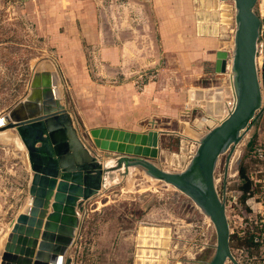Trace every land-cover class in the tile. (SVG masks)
Here are the masks:
<instances>
[{
  "label": "rangeland",
  "instance_id": "obj_1",
  "mask_svg": "<svg viewBox=\"0 0 264 264\" xmlns=\"http://www.w3.org/2000/svg\"><path fill=\"white\" fill-rule=\"evenodd\" d=\"M85 1L0 0V115L28 94L35 73L59 71L54 37L63 27H74L73 16L83 11ZM98 1L92 0L95 5ZM263 6V0H257L254 6L261 25H264L260 14ZM204 69L205 75L188 81L189 100L181 103L176 118L140 129V132H160L159 155L153 162L163 170L183 171L199 138L226 116V102L232 95L230 72H216L214 62L208 61L204 62ZM259 72L264 75V68ZM169 80L171 95L177 90L183 92L185 81ZM60 81L61 101L68 109L62 76ZM249 142L251 147L247 146ZM258 148L264 150V112L236 147L225 180L230 234L244 237L254 232L260 237L256 249L231 248L239 264H261L260 253L264 247V161L256 155ZM25 154L12 141L0 138V250L11 223L27 205L31 171ZM225 159L226 154L219 156L214 172L219 195L223 190ZM242 166L254 193L244 202L239 189L243 182L238 174ZM129 172L127 176L114 172L116 182L109 183L84 204L78 231L81 237L78 238V233L69 249L74 264L208 262L216 243L212 223L173 187L150 181L141 169Z\"/></svg>",
  "mask_w": 264,
  "mask_h": 264
},
{
  "label": "water",
  "instance_id": "obj_2",
  "mask_svg": "<svg viewBox=\"0 0 264 264\" xmlns=\"http://www.w3.org/2000/svg\"><path fill=\"white\" fill-rule=\"evenodd\" d=\"M232 1L234 30L227 65L234 106L199 138L181 172L163 170L153 162L159 155L160 132L155 130L91 129L94 146L113 154L112 165H103L100 156L76 136L71 114L61 102L59 73L46 70L33 75L28 94L0 115V138L26 152L31 171L27 205L10 225L0 264H70L66 255L76 242L84 204L106 188L104 181L112 179L113 172L127 176L131 169H141L181 192L212 223L216 243L205 264H239L229 244L225 180L236 147L264 112V75L255 61L261 28V18L254 12L257 0ZM225 58V52H216V72L226 71ZM224 154L219 195L214 172Z\"/></svg>",
  "mask_w": 264,
  "mask_h": 264
},
{
  "label": "crops",
  "instance_id": "obj_3",
  "mask_svg": "<svg viewBox=\"0 0 264 264\" xmlns=\"http://www.w3.org/2000/svg\"><path fill=\"white\" fill-rule=\"evenodd\" d=\"M80 11L53 46L76 136L103 165L113 154L94 146L91 129L141 133L176 118L189 100L188 81L205 75L204 62L215 65L223 51L227 67L234 21L220 0H86ZM141 73L156 77L138 88ZM167 79L185 81L183 92L171 95Z\"/></svg>",
  "mask_w": 264,
  "mask_h": 264
},
{
  "label": "built area",
  "instance_id": "obj_4",
  "mask_svg": "<svg viewBox=\"0 0 264 264\" xmlns=\"http://www.w3.org/2000/svg\"><path fill=\"white\" fill-rule=\"evenodd\" d=\"M223 5L229 8L232 13H234V8H233V1L232 0H220ZM233 32V31H232ZM256 66L257 69H262L264 68V25H261L260 28V34L259 38L256 43ZM229 70V71H228ZM226 72H230L229 65L226 67ZM156 77L154 73H141L137 75L136 79L134 80V84L136 87H141V85L144 83V81H150L153 80ZM230 78V74H229ZM234 106V97L233 95L230 96L229 100L226 102L225 106V113L226 115L233 109ZM256 155L258 158H260L262 161H264V150L262 148H258L256 150ZM264 234V232H263ZM260 259H261V264H264V247L262 249V253H260Z\"/></svg>",
  "mask_w": 264,
  "mask_h": 264
},
{
  "label": "trees",
  "instance_id": "obj_5",
  "mask_svg": "<svg viewBox=\"0 0 264 264\" xmlns=\"http://www.w3.org/2000/svg\"><path fill=\"white\" fill-rule=\"evenodd\" d=\"M252 142H249L247 146L251 147ZM239 177L242 180V185L239 188L242 195L241 201L244 202L246 199L253 196V190L251 189L252 182L248 179L246 175L245 167H241L238 171ZM260 237L259 234L254 232L246 234L244 237H238L236 234H230L229 244L230 248L240 249L243 247L245 250L256 249L259 246Z\"/></svg>",
  "mask_w": 264,
  "mask_h": 264
},
{
  "label": "bare ground",
  "instance_id": "obj_6",
  "mask_svg": "<svg viewBox=\"0 0 264 264\" xmlns=\"http://www.w3.org/2000/svg\"><path fill=\"white\" fill-rule=\"evenodd\" d=\"M263 3H264V0H263ZM260 14H261L262 17H264V6H263V8L260 10ZM112 163H113V162L111 161L110 163H105V164H107V165H112ZM149 179H150V181H156V180L151 179V178H149ZM112 182H116V177H113L112 179L106 178L105 181H104V186L107 187V186H109V183H112ZM154 230H155V229H154Z\"/></svg>",
  "mask_w": 264,
  "mask_h": 264
}]
</instances>
